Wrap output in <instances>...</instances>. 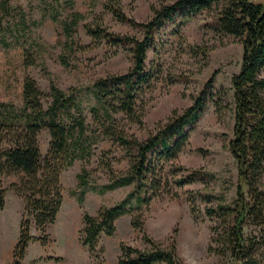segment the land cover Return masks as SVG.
Instances as JSON below:
<instances>
[{"label": "rangeland", "instance_id": "1", "mask_svg": "<svg viewBox=\"0 0 264 264\" xmlns=\"http://www.w3.org/2000/svg\"><path fill=\"white\" fill-rule=\"evenodd\" d=\"M6 1L12 11L1 23L0 37L3 33L6 42L9 41L5 27L12 25L19 14L23 15L28 30L19 37L16 45L13 40L6 47L0 44V103H10L14 107L21 104V83L25 77L35 82L42 95L43 108L49 102L50 83L64 92L75 90L91 144L87 158L73 161L59 175L61 204L53 224L42 231L29 225L28 234L33 240L27 244L19 264H117L120 245L149 249L143 236L162 249L173 244L176 264H184L182 253L185 249L192 255H198L204 264H233L229 258L209 252L213 218L205 215L206 208H215L218 204L231 205L237 186L236 165L227 143L233 126L231 77L239 71L242 47L233 36L219 35L213 30L217 6L198 13L182 26L167 24L157 32L154 46L147 50L145 58V69L152 75L150 85L138 94L136 101L137 109L142 111V125L138 127L129 123L122 114L112 115L119 130L142 141L157 125L164 123L172 111L186 108L191 98L213 78L212 96L204 114L194 126L187 128V143L176 159L162 166V174L166 175L170 186L169 193L153 197L147 208L133 205L130 214L116 220L113 234L109 237L101 235L95 249L88 252L79 242L82 214L95 216L100 207L116 205L133 188L132 184L117 187L101 196L88 191L81 205L72 194L81 168L89 172L90 182H108L109 175L98 167L102 152H108L106 159L115 174L123 175L128 167L121 149L100 135L104 120L100 113L92 111L96 104L89 87L106 75L125 73L131 61L128 47H110L104 42L95 47L84 26L100 19L101 25L114 34L137 39L141 33L138 28L120 23L105 12L102 5L106 0H72L73 11L84 19L74 27L71 38L75 47L68 54L64 53L58 21L52 22L49 17V0ZM172 1L118 0V5L125 17L143 23L150 17V6L157 7ZM250 1L264 4V0ZM67 13V9H61L58 20L64 19ZM24 51L36 64L44 67V73L37 65L23 64ZM61 55L66 58L67 67L60 64ZM261 76H264V71ZM47 142V133L43 131L37 136L41 156L45 154ZM188 170L201 172L198 179L180 187L173 185L171 174L175 178L187 174ZM21 177L22 174L0 176V187L6 190L0 210V264H11L23 200L10 185L17 184ZM261 185L264 188V175ZM189 196L194 197L195 208L199 211L196 218L190 213ZM134 216L142 224L140 230L130 226Z\"/></svg>", "mask_w": 264, "mask_h": 264}, {"label": "trees", "instance_id": "2", "mask_svg": "<svg viewBox=\"0 0 264 264\" xmlns=\"http://www.w3.org/2000/svg\"><path fill=\"white\" fill-rule=\"evenodd\" d=\"M48 6L50 19L60 25L64 53H72L74 27L84 16L73 11L72 0H49ZM213 6H217L213 30L219 35L236 38L242 47V59L239 71L231 77L233 126L227 143L236 165L235 198L231 205L218 204L215 208L205 209V215L213 218L208 250L229 258L233 264H264V188L261 185L264 175V76H261L264 71V4L250 0H173L157 7L150 6V17L143 23L125 17L118 0H106L103 10L116 21L138 28L140 37L114 34L101 25L100 19L84 26L95 47L101 42L110 47H128L131 61L125 73L106 75L89 87L96 104L92 111L100 113L104 120L100 135L121 149L128 167L123 175L115 174L106 159L108 152H102L98 167L107 172L108 182H90L89 172L81 168L72 194L81 205L88 191L101 196L117 187L132 184L133 188L116 205L100 207L95 216L82 214L79 242L88 252L95 249L101 235L109 237L113 234L116 220L130 214L133 205L147 208L153 197L169 193L170 186L166 175L162 174V166L176 159L187 143V128L194 126L204 114L211 100L213 78L191 98L186 108L172 111L164 123L157 125L142 141L119 130L112 115L122 114L129 123L142 125V111L137 109L136 101L138 94L150 85L152 75L145 69V58L147 50L154 46L157 32L167 24L182 26ZM61 9H67L68 13L58 20ZM11 11L7 1L0 0V26ZM5 30L10 39L6 42L2 33L0 44L6 47L13 40L16 45L19 37L28 30L23 15L19 14ZM22 59L25 66L37 65L45 72L26 51ZM65 59L61 55L59 62L67 67ZM75 92H64L50 83L49 102L43 108L42 95L35 82L25 77L21 83V104L14 107L10 103H0V176L22 174L17 184L10 185L23 200L11 264H19L27 244L33 240L28 234L30 224L39 231L53 224L61 204V172L73 161L89 156L91 144ZM216 109L219 111V107ZM43 131L47 133L48 142L45 154L41 156L37 136ZM199 173L188 170L187 174L175 178L171 174L170 179H173V185L180 187L198 179ZM5 191L0 187V210ZM187 202L191 215L198 217L194 197L189 196ZM141 225L137 216L131 218L133 229L140 230ZM143 239L149 245L147 250L120 245L117 264H176L173 244L162 249L150 239L144 236Z\"/></svg>", "mask_w": 264, "mask_h": 264}, {"label": "clouds", "instance_id": "3", "mask_svg": "<svg viewBox=\"0 0 264 264\" xmlns=\"http://www.w3.org/2000/svg\"><path fill=\"white\" fill-rule=\"evenodd\" d=\"M199 239V238H195ZM184 264H204L203 260L198 255H192L187 249L182 253Z\"/></svg>", "mask_w": 264, "mask_h": 264}, {"label": "crops", "instance_id": "4", "mask_svg": "<svg viewBox=\"0 0 264 264\" xmlns=\"http://www.w3.org/2000/svg\"><path fill=\"white\" fill-rule=\"evenodd\" d=\"M7 254H8V257H9V252H7Z\"/></svg>", "mask_w": 264, "mask_h": 264}]
</instances>
